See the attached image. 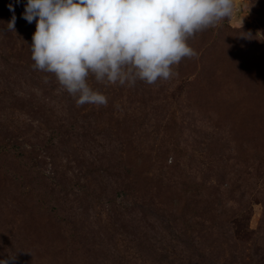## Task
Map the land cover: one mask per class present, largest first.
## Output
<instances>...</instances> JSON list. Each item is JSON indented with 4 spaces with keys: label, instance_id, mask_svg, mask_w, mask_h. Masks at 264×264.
Returning <instances> with one entry per match:
<instances>
[{
    "label": "rangeland",
    "instance_id": "rangeland-1",
    "mask_svg": "<svg viewBox=\"0 0 264 264\" xmlns=\"http://www.w3.org/2000/svg\"><path fill=\"white\" fill-rule=\"evenodd\" d=\"M25 3L0 0V260L264 264V0H232L169 80L90 78L102 106L32 67Z\"/></svg>",
    "mask_w": 264,
    "mask_h": 264
},
{
    "label": "clouds",
    "instance_id": "clouds-1",
    "mask_svg": "<svg viewBox=\"0 0 264 264\" xmlns=\"http://www.w3.org/2000/svg\"><path fill=\"white\" fill-rule=\"evenodd\" d=\"M231 12L232 0H26L23 19L35 21L32 67L52 74L77 105L102 106L108 98L90 78L121 86L169 80L197 55L189 38ZM14 26L15 16L7 28Z\"/></svg>",
    "mask_w": 264,
    "mask_h": 264
}]
</instances>
